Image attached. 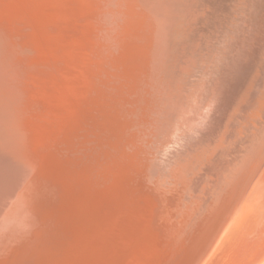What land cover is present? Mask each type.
Returning a JSON list of instances; mask_svg holds the SVG:
<instances>
[{"label":"bare ground","instance_id":"bare-ground-1","mask_svg":"<svg viewBox=\"0 0 264 264\" xmlns=\"http://www.w3.org/2000/svg\"><path fill=\"white\" fill-rule=\"evenodd\" d=\"M220 7L0 0V264H264V0Z\"/></svg>","mask_w":264,"mask_h":264},{"label":"rangeland","instance_id":"rangeland-1","mask_svg":"<svg viewBox=\"0 0 264 264\" xmlns=\"http://www.w3.org/2000/svg\"><path fill=\"white\" fill-rule=\"evenodd\" d=\"M243 1L244 0H220V2H223L225 6V9H221V7L218 9L219 13L221 12L220 20L222 23V29L223 27L231 28L232 25L235 24L236 17L241 9ZM219 31H220V28H217V24H216L215 32H214L216 33V36L219 34ZM236 217H243V215L242 213H239ZM234 238H236V236H234L233 239ZM224 246L225 247L222 251L221 257L220 258L213 257L212 262L210 264H231L233 259H238L239 256L235 257L233 255L231 256L230 254V250L232 251L231 244H227L226 242Z\"/></svg>","mask_w":264,"mask_h":264}]
</instances>
